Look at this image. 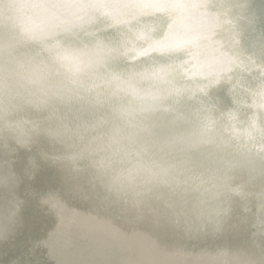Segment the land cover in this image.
Listing matches in <instances>:
<instances>
[{
  "label": "water",
  "instance_id": "obj_1",
  "mask_svg": "<svg viewBox=\"0 0 264 264\" xmlns=\"http://www.w3.org/2000/svg\"><path fill=\"white\" fill-rule=\"evenodd\" d=\"M106 1L93 2V6L105 14V21L112 16L105 9ZM144 1L159 15L152 14L146 25L136 19L126 20L119 15L114 24L119 40L130 41L133 48L117 50L113 46H106L107 54L121 57L128 67L119 68L114 66L112 61H105L98 66L99 71H96L95 64L83 63L80 60L81 47L73 46L66 39L53 38V31L73 34V28L79 25L73 18L75 12L72 9L63 7L59 10L49 0L45 4L41 3V0H0V12H3L0 24L14 28L17 40L22 36L31 47L37 49L34 59L45 69L60 72L62 68H67L70 72L59 74L57 79L44 74L43 80L51 85L63 82L81 87L87 96L78 103L84 106L89 99H93L90 103L91 109L99 114L93 121L81 119L70 110L77 100H62L51 91L44 92L47 101L49 105L59 109L57 114L49 116L50 128L43 125V113H37L33 120H29L18 114L13 106L7 109L11 116H16L21 124L26 125H23L25 128L19 129L20 131L0 129V219L11 225L7 236L0 234V252L3 253L0 264H21L13 257L11 243L20 238L17 233L21 230L25 216L23 208L21 209V190L24 184L21 183L22 176L29 171L30 162L33 167L43 162L39 160L43 150L47 156L56 152L61 154L62 159L81 158L93 169L96 161L104 179L114 181L118 186L138 184L137 189L148 191L153 200L160 190L158 181L164 176H168V182L171 179L169 184L174 192L182 193L185 182L176 172L191 169L202 178L197 179V186L200 187L204 180L201 189L205 195L211 196V189L217 188L207 185L213 182L212 177L220 182L225 181L223 178L228 176L239 180L238 183L242 187L256 183L259 186L256 194L260 201L264 202V45L255 47L257 59L239 58L241 67L233 77L216 78L210 82L201 81L200 77L205 70L194 61L200 57L195 40L190 39L186 44L177 41L174 51L166 55L169 64L162 58L164 54L159 52L162 50V41L156 42L152 48L144 40L145 36H154L156 28L167 32L194 25L199 30H207L203 21L209 19V15L200 10L201 0H164L165 4L160 0ZM254 2L255 0H247L246 5L252 7ZM222 3L226 12L219 15L221 19L230 22H240L243 19L240 13L233 14L237 12L233 5L224 0ZM62 15L65 17H61ZM230 15L236 16L235 19L239 21H235ZM255 22H264V10L255 8ZM89 25L92 26V23L89 22ZM249 30L254 36L264 40L256 26H251ZM101 34L107 37L105 32ZM77 41L80 43V38H77ZM84 41L93 45L91 39ZM70 49H75L73 55L65 53ZM14 58L20 60L17 56ZM207 62L210 65L214 63L210 59ZM23 72L30 74L32 70L25 67ZM7 85L19 102L26 103L34 97L16 81H10ZM32 85L34 84L31 82L29 86ZM150 86L162 96L161 105L165 103L167 108H162L161 105L147 108L145 106L146 116H139L143 127L141 135L138 136L131 130V122L125 113L121 118L119 105L130 98L139 100ZM223 99L228 100L230 105L224 104ZM4 100V96L0 94V102L4 103ZM25 107L27 111L40 112L31 102ZM135 108L138 109L136 106ZM159 119L163 120L167 127L157 131L155 124ZM63 128L71 135L73 130L83 132V154L79 155V143L71 136L67 139L62 137L60 130ZM21 131L27 133L32 140L27 142L28 140L22 139ZM131 142L138 144L137 147H131ZM65 145L76 150L74 154L78 156H74ZM8 154L12 159L7 157ZM107 154L117 163H109ZM21 155L30 157V160L27 162L24 157L21 161ZM8 160L13 167L5 169L2 165H6ZM12 162H15V165ZM253 175L256 176L257 182L252 181ZM150 176L154 181L149 179ZM6 177L8 181L3 188L1 182ZM229 188L228 186V190ZM189 189L194 188L189 186ZM3 202H10L11 207H2ZM199 207L206 211L203 205ZM217 207L218 204L213 201L211 208L214 213L209 215L208 224V228L216 232L219 222ZM67 210L71 211L70 207ZM70 213L66 211L65 214L69 216ZM82 220L87 221L84 218ZM157 221V218L152 220L156 223ZM94 222L96 224L97 221L94 219ZM181 227H185V232L192 240L197 239L198 247L206 243L205 246L212 250L213 257L223 258L222 250L214 247L212 234H209L207 227L195 223L188 224L186 221ZM83 229L84 232L80 235L83 239L74 237L78 238L77 241L67 236L55 244L45 241L40 243L39 250L33 257L34 264H139L131 257L128 249L118 242L112 244V250H105L107 252H99L91 245L90 252L82 253L78 243L81 247L90 246L95 238L91 229ZM141 232L139 240L143 239L148 243L152 232ZM144 233L146 234L143 235ZM158 241L162 245L166 243ZM61 243H68L64 246L69 248L64 251L69 253V257L65 255L68 253H64ZM31 244L30 241L29 245L22 248L20 254H26ZM178 246L185 253L188 264H201L202 257L195 256L188 244L178 243ZM199 253L201 256L209 254L203 247H199ZM263 253L261 250L258 255L255 254L249 264H259L255 259Z\"/></svg>",
  "mask_w": 264,
  "mask_h": 264
},
{
  "label": "bare ground",
  "instance_id": "obj_2",
  "mask_svg": "<svg viewBox=\"0 0 264 264\" xmlns=\"http://www.w3.org/2000/svg\"><path fill=\"white\" fill-rule=\"evenodd\" d=\"M49 1L59 10L63 7L72 9L75 12L73 18L79 23L73 28V34L56 30L53 31V38L55 40L66 39L73 46L81 47L80 60L83 63L95 64L96 71H99L98 66L105 61H112L113 65L119 68L128 67L125 60L119 56L107 54L106 50L107 45L113 46L117 50L133 48L130 41L119 40L116 36L114 24L117 16L120 15L126 20L136 19L146 25L147 19L152 14L159 15L144 0H107L105 9L112 16L110 15L111 17L106 21L105 14L93 6L95 0ZM222 1L201 0L200 10L209 15V19L203 21L207 30H199L194 25L167 32L156 28L154 36L144 37L145 42L154 48L156 42L162 41V50L159 52L164 54L162 58L169 64L170 61L166 55L174 51L175 43L181 41L186 44L188 40L193 39L200 54V57L194 61L205 70L200 77L201 81L210 82L216 78L233 77L241 67L239 58L257 59L254 53L255 47L264 45V40H261L263 38L254 36L249 30L251 26H256L259 34L264 36V22L262 24L255 22V8L260 11L264 10V0H255L252 7L246 5L247 0H224L235 8L234 10L237 12H233L234 15L240 13L243 16L244 20L242 19L240 22H230L219 17L221 13L226 12ZM46 2L47 0H41L43 4ZM160 2L165 4L164 0H160ZM1 12L0 18L3 16V12ZM61 17H65V15ZM231 17L235 19L236 16ZM235 21L239 20L235 19ZM89 22L92 23V26L89 25ZM101 32H105L107 37H104ZM20 38L17 40L14 28L7 24H0V72L2 73L0 94L5 98L4 103L0 102V129L8 128L20 131L25 128L23 125L26 124H21L16 116H11L7 111L9 106H13L18 114L29 120H33L35 114L43 113L45 116L43 125L50 128L49 116L57 114L59 108L49 105L44 94L46 91H51L62 100H77L70 110L81 119L96 120L99 114L91 109L92 104L90 103L93 102V99H89L84 106H81L80 102L78 103L80 99L87 96L81 87L63 82L51 85L43 80L44 74L57 79L61 73H70L69 70L62 68L60 72H55L45 69L33 57L37 49L31 47L24 37ZM77 38H80V43ZM85 39L93 40V45L88 44L84 41ZM74 52L75 49H70L65 53L73 55ZM14 56L20 60L15 59ZM209 59L214 62L212 65L207 62ZM25 67L31 69L32 72L25 74L23 72ZM138 75L140 76V74ZM10 81L18 82L26 92L33 94L34 97L26 103L19 102L13 90L7 85ZM28 82L29 84L32 82L34 85L29 86ZM162 101V96L156 92L154 87L150 86L139 100L130 98L120 102L121 118L125 113L126 118L131 122V130L139 136L143 127L139 116H146L145 106L146 108L148 106L158 107ZM30 102L40 112L27 111L25 106ZM223 103L227 106L230 105L228 100L223 99ZM161 107L167 108L165 103ZM165 127L167 125L161 119L155 124L157 131ZM60 131L63 138L67 139L71 136L79 143V155L85 152L83 132L73 130L71 135L66 128ZM22 139L28 140L27 142L32 140L24 131ZM137 145L132 142L130 144L133 148H136ZM64 147L71 150L73 154L76 151L71 146L65 145ZM53 153L47 156L44 150L41 151L39 160L43 162H40L37 167H33L30 162V169L25 173V178L22 176L21 183L24 184L21 190V209L23 208L25 216L20 227L21 230L17 233L20 238H16L11 243L13 257L21 264H34L33 257L39 250L40 243L45 241L55 244L67 236V238H81L80 235L84 232L83 228L91 229L95 238L90 246L82 245L81 247L77 242L82 253L90 252L92 246H95L99 252L112 250V244L118 242L128 249L131 257L139 264H188L187 257L178 243L188 244L195 256L202 257L201 264H249L255 254L261 250L264 251V202H261L256 194L259 191V186L256 183L242 187L238 183L239 180H235V178L227 176L223 178L225 181L218 182L215 177H212L213 182L207 185L210 188L213 186L217 188L213 187L212 195L208 196L201 189L204 186V180L200 187L197 186V179L202 180L197 173L191 169L177 171L176 174L178 173L180 179L185 182L184 191L182 193L174 192L172 185L169 184L171 179L168 182V176H164L158 181L160 190L153 200L148 191L137 189L138 184L118 186L114 181L104 179L96 161H94L95 168L93 169L81 158L62 159L60 153ZM74 156H78V154H74ZM7 157L12 159L9 154ZM24 157L21 155V161L24 160ZM25 158L27 162L30 160L28 156ZM106 159L111 164L117 163L108 154ZM190 166L192 167V164ZM2 167L9 169L13 166L8 160ZM149 179L154 181L152 176ZM256 179V176L253 175L252 181L257 182ZM7 181L6 177L1 182L3 188ZM189 186L194 189L190 190ZM30 188L32 189L30 190ZM213 201L218 204L216 210V215L219 217V222L216 225L217 232L208 228L209 215L214 213L211 208ZM57 202L61 204L59 205ZM199 205H203L206 211L199 209ZM2 207H11V203L3 202ZM68 207L71 211L67 210ZM156 210L161 212L156 213ZM66 211L71 212V215L67 216ZM83 218L87 221L82 220ZM93 218L97 221L96 224H94ZM153 218H157V223L152 222ZM185 221L188 224L195 223L207 227L209 234H212L211 239L214 247L222 250L223 258L213 257L214 254L211 249L205 246L206 243L199 247L207 249L209 254L201 256L197 239L196 241L192 240L191 236L189 237L185 232V227H181ZM10 227V224L4 223L0 219V234L2 236L5 237L10 233ZM143 230L153 234V238L151 237L148 243L143 239L139 240ZM78 238L74 239L77 241ZM156 239L166 243L162 245ZM30 241L32 244L26 254H20L22 248L29 245ZM67 244L61 243L63 251L69 248L64 246ZM96 248L95 251H97ZM64 253L68 252L64 251ZM2 254L0 252V257L3 256ZM65 255L69 257V253ZM255 260H258L259 264H264V253Z\"/></svg>",
  "mask_w": 264,
  "mask_h": 264
}]
</instances>
